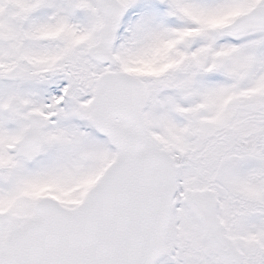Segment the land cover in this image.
<instances>
[{"label": "snow or ice", "instance_id": "6c2138e0", "mask_svg": "<svg viewBox=\"0 0 264 264\" xmlns=\"http://www.w3.org/2000/svg\"><path fill=\"white\" fill-rule=\"evenodd\" d=\"M0 264H264V0H0Z\"/></svg>", "mask_w": 264, "mask_h": 264}]
</instances>
